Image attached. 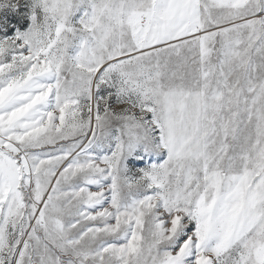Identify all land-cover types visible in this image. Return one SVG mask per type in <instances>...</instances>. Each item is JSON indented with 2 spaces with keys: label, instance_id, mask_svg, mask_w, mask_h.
<instances>
[{
  "label": "snow or ice",
  "instance_id": "snow-or-ice-1",
  "mask_svg": "<svg viewBox=\"0 0 264 264\" xmlns=\"http://www.w3.org/2000/svg\"><path fill=\"white\" fill-rule=\"evenodd\" d=\"M0 264H264V0H0Z\"/></svg>",
  "mask_w": 264,
  "mask_h": 264
}]
</instances>
